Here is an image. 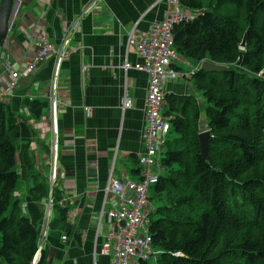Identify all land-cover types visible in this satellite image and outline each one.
<instances>
[{"label": "trees", "instance_id": "16d2710c", "mask_svg": "<svg viewBox=\"0 0 264 264\" xmlns=\"http://www.w3.org/2000/svg\"><path fill=\"white\" fill-rule=\"evenodd\" d=\"M179 2L184 10L197 12L193 21L174 29L181 59L194 66L206 60L235 68L199 70L192 76L206 103L204 111L195 95L166 96L170 138L164 172L151 188L162 204L150 214L149 227L153 246L162 254L156 263L141 264H264V0ZM23 105L36 120L47 109L38 100ZM203 124L212 136L207 160L199 138ZM20 139L18 115L0 102V264H34L39 250L40 230L15 197ZM29 148L23 154L33 183L28 196L44 201L49 180L34 172ZM51 191L60 217L49 228L71 235L67 209L59 206L61 194L56 185ZM47 262L42 250L37 264Z\"/></svg>", "mask_w": 264, "mask_h": 264}, {"label": "crops", "instance_id": "0c3cea01", "mask_svg": "<svg viewBox=\"0 0 264 264\" xmlns=\"http://www.w3.org/2000/svg\"><path fill=\"white\" fill-rule=\"evenodd\" d=\"M17 1L12 30L0 47V67L10 62L20 70L33 59L36 47L31 31L38 22L45 26L53 45L59 47L65 33L72 30L70 47L82 48L61 64L57 88V97L65 105L60 107L56 123V188L62 197L59 206L67 209L75 235L61 228L46 229L42 245L47 264H113L111 258L100 254L104 236L98 237L96 231L100 212L109 210L115 202L112 197L105 198L104 190L111 177L140 181L138 157L146 151L142 133L148 76L135 69H122L126 62L133 66L141 63L135 48L127 46V38L133 29L145 33L153 22L162 20L166 5L158 0H98L85 12L94 0ZM54 66V59H50L33 75L22 78L7 103L18 115L21 127L18 173L27 187L24 192H15V197L23 213L40 230V238L41 208L28 196L33 183L23 165V154L30 147L34 172L49 179L54 162L51 148L55 138L49 115ZM178 72L182 75L183 71ZM186 76L169 82L167 94L191 96L198 92ZM126 90L134 103L129 110L122 109ZM27 99L46 104L41 119H31L23 105ZM56 217L52 212L50 222ZM61 235L67 237L66 243Z\"/></svg>", "mask_w": 264, "mask_h": 264}, {"label": "built area", "instance_id": "2783aa9c", "mask_svg": "<svg viewBox=\"0 0 264 264\" xmlns=\"http://www.w3.org/2000/svg\"><path fill=\"white\" fill-rule=\"evenodd\" d=\"M97 1L94 0L90 7ZM157 3L166 5L162 20L153 22L145 33L138 34L136 29H133L128 34L127 46L135 48L141 63L133 66L126 62L122 66L125 71L135 69L146 73L148 76L144 106L145 126L142 133L146 151L138 157L141 166L140 181H133L128 178L120 180L111 177L104 190L105 198L112 197L115 202L111 204L109 210L103 209L100 212L96 222V231L98 237L104 236L100 254L111 258L113 264L156 263L162 254V252H158L160 250L154 248L150 235L149 194L151 188L158 183L160 175L164 172L162 160L165 144L171 130L170 119L162 114L166 96L169 95L166 92V86L169 82H175L182 77L176 69V63L184 60L181 59L175 49L174 29L181 24L193 21L197 12L184 10L179 0H158ZM17 7L19 4L18 6L15 5L14 11ZM85 12H88V9ZM12 27L13 19L7 34L11 32ZM71 35L72 30L67 31L61 45L55 46L51 43L45 26L38 22L31 31V37L36 47L33 59L28 61L20 70L15 69L10 62H3L0 67V102L8 103L22 78L33 75L40 65L54 59L55 66L49 94V115L55 138L51 148L55 163L58 150L57 116L60 107L65 105L57 97L60 68L61 64L72 53L82 49L78 47L74 50L70 47ZM5 41L6 39L2 45ZM202 64L203 61L190 68L189 75L193 76L201 70ZM125 93L122 109L129 110L134 106V103L128 97L127 90ZM55 185L56 178L54 174H51V189ZM51 199L48 205L50 208L53 206ZM103 232L105 233L103 234ZM62 240L65 242L67 237L64 236ZM42 250L41 243L36 256L40 257Z\"/></svg>", "mask_w": 264, "mask_h": 264}, {"label": "rangeland", "instance_id": "374dc122", "mask_svg": "<svg viewBox=\"0 0 264 264\" xmlns=\"http://www.w3.org/2000/svg\"><path fill=\"white\" fill-rule=\"evenodd\" d=\"M90 5V4H89ZM87 6V9L89 10V9H91V5L90 6ZM176 64H178V66H180V68H181V70L183 71V72H181L182 73V75H187L186 76V80H187V82H188V84L190 83V84H192L193 86H194V88H196V86L194 85V83H193V80H192V76H190L189 75V73H190V68H193L194 67V65H192V64H189L187 61H185V62H177ZM215 64V63H214ZM219 65V64H218ZM224 66H226V67H228L229 69H232V68H235V65H224ZM179 74H180V72H179ZM181 75V74H180ZM181 75V76H182ZM189 77V78H188ZM185 80V81H186ZM180 81H182V80H180ZM197 89V88H196ZM194 95H196L197 96V98L200 100V101H203L202 102V110L204 111V109H205V101H204V98L201 96V94L199 93V92H194ZM165 111H167L166 109L162 112V114L164 115L165 114ZM202 120H203V123H205L206 122V116H205V114L203 113L202 114ZM200 129L202 130V132L203 131H205L206 129H207V126L205 125V124H203V125H201V127H200ZM169 138H170V136H169ZM18 155V154H17ZM53 163V169L51 170V174H54V176H55V178L57 177V171H56V167H55V162H52ZM18 171H19V168H18ZM49 184H50V186H51V176L49 177ZM57 182V181H56ZM26 185H25V183H24V180L22 179V177H21V179H20V181H19V183H18V187H17V191L16 192H24V191H26ZM50 198H52L51 200H53L54 201V199H53V196H52V191H51V189H50V192H49V196H48V198L46 199V200H44V201H32L36 206H38V207H40L41 209L39 210L40 211V213H41V219H42V221L40 222L42 225H43V234H42V236H41V238H40V242H39V245L41 246V243H43V239H44V234H45V229H47L48 227H49V223H50V217H51V215H52V212H54L55 211V213H56V215H57V217L56 218H59L60 217V215H59V213L56 211V209H54L53 208V206L50 208V207H48V205L50 204ZM32 203V204H33ZM158 204H162V202H158V200L155 198V196L153 195V191H152V189H151V191H150V194H149V205H150V207H149V209H150V214H153V212L155 211V209H156V207L158 206ZM22 209V208H21ZM22 213H23V209H22ZM152 218L153 219H156V216H152ZM40 224V225H41ZM55 230H59V231H61L60 230V228L58 227V228H56ZM63 233V232H62ZM74 233H72V235H73ZM75 235V234H74ZM62 236V235H61ZM62 237H64V236H62ZM62 239V238H61ZM60 242H62L61 240H60ZM67 242V240L64 242L63 241V243H66ZM43 246V245H42ZM156 249V248H155ZM158 252H161V250L160 251H158Z\"/></svg>", "mask_w": 264, "mask_h": 264}, {"label": "water", "instance_id": "95a60500", "mask_svg": "<svg viewBox=\"0 0 264 264\" xmlns=\"http://www.w3.org/2000/svg\"><path fill=\"white\" fill-rule=\"evenodd\" d=\"M17 0H0V46L4 42L7 37V30L12 21V16L15 9V4ZM246 46V39L243 40L241 48L244 49ZM227 69L224 65H218L211 63L209 61L203 62L201 66V70L204 72L212 73V72H223ZM211 134L209 131L202 132L199 135L200 144H201V153L204 159L207 160L208 155V140L211 138ZM39 256H36L34 264H37Z\"/></svg>", "mask_w": 264, "mask_h": 264}, {"label": "bare ground", "instance_id": "6f19581e", "mask_svg": "<svg viewBox=\"0 0 264 264\" xmlns=\"http://www.w3.org/2000/svg\"><path fill=\"white\" fill-rule=\"evenodd\" d=\"M17 11V10H16ZM14 16V15H13ZM15 24V23H14ZM8 37V36H7ZM9 40V39H8ZM56 158H57V156H56ZM56 158H55V161H56Z\"/></svg>", "mask_w": 264, "mask_h": 264}]
</instances>
